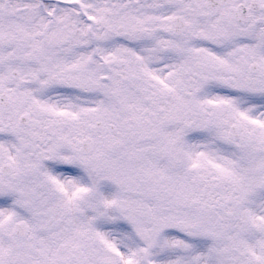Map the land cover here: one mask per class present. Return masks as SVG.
<instances>
[{
  "label": "snow or ice",
  "instance_id": "1",
  "mask_svg": "<svg viewBox=\"0 0 264 264\" xmlns=\"http://www.w3.org/2000/svg\"><path fill=\"white\" fill-rule=\"evenodd\" d=\"M0 264H264V0H0Z\"/></svg>",
  "mask_w": 264,
  "mask_h": 264
}]
</instances>
